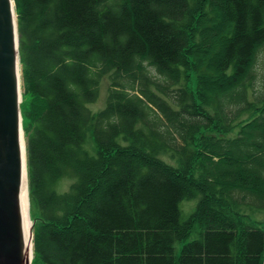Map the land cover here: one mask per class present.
Returning <instances> with one entry per match:
<instances>
[{
  "label": "trees",
  "instance_id": "obj_1",
  "mask_svg": "<svg viewBox=\"0 0 264 264\" xmlns=\"http://www.w3.org/2000/svg\"><path fill=\"white\" fill-rule=\"evenodd\" d=\"M14 1L32 264H264V0Z\"/></svg>",
  "mask_w": 264,
  "mask_h": 264
},
{
  "label": "water",
  "instance_id": "obj_2",
  "mask_svg": "<svg viewBox=\"0 0 264 264\" xmlns=\"http://www.w3.org/2000/svg\"><path fill=\"white\" fill-rule=\"evenodd\" d=\"M22 89L14 0H0V264H31L33 231L26 240L23 182Z\"/></svg>",
  "mask_w": 264,
  "mask_h": 264
},
{
  "label": "rangeland",
  "instance_id": "obj_3",
  "mask_svg": "<svg viewBox=\"0 0 264 264\" xmlns=\"http://www.w3.org/2000/svg\"><path fill=\"white\" fill-rule=\"evenodd\" d=\"M111 81L109 77H105L102 81L101 87H100V94L99 99L96 103L91 105V108L94 111H99L105 107L106 98L108 95V89L110 87ZM25 141V140H24ZM26 142V141H25ZM67 183L64 182L63 186L66 187ZM197 206V200L194 198H189L181 202L180 209L183 213V218L186 219L189 217L191 213L195 210ZM27 224H26V232L30 236V227L32 228L34 221H33V215L36 214L35 211L31 210V205L28 199V205H27ZM249 216L251 217L252 221L256 224H262L264 226V211L256 212V213H250ZM197 237L196 233H193L189 240H192ZM179 248V245H178Z\"/></svg>",
  "mask_w": 264,
  "mask_h": 264
},
{
  "label": "bare ground",
  "instance_id": "obj_4",
  "mask_svg": "<svg viewBox=\"0 0 264 264\" xmlns=\"http://www.w3.org/2000/svg\"><path fill=\"white\" fill-rule=\"evenodd\" d=\"M20 83H22V75L20 71ZM22 86V84H21ZM26 139L25 136L22 135V155H23V182H22V188H21V213L23 215L24 220V232L26 240H29L31 238V235L27 234L26 232V224H27V205H28V199H29V191H28V177H27V151H26Z\"/></svg>",
  "mask_w": 264,
  "mask_h": 264
}]
</instances>
